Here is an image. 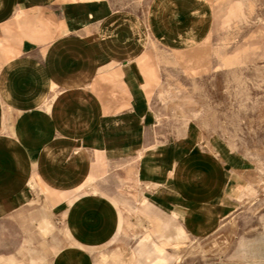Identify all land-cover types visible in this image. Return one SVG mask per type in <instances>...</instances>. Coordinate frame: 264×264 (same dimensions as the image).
<instances>
[{
  "label": "crops",
  "instance_id": "crops-1",
  "mask_svg": "<svg viewBox=\"0 0 264 264\" xmlns=\"http://www.w3.org/2000/svg\"><path fill=\"white\" fill-rule=\"evenodd\" d=\"M181 3L0 0V264H149L238 209L252 162L153 103Z\"/></svg>",
  "mask_w": 264,
  "mask_h": 264
},
{
  "label": "rangeland",
  "instance_id": "rangeland-1",
  "mask_svg": "<svg viewBox=\"0 0 264 264\" xmlns=\"http://www.w3.org/2000/svg\"><path fill=\"white\" fill-rule=\"evenodd\" d=\"M181 8L191 13L174 25L176 45L150 41L165 47L153 103L180 115L182 127L193 121L221 134L252 162L253 185L212 234L193 237L170 222L164 239L151 231L150 247L130 255L143 251L156 264V242L164 264H264V0H182Z\"/></svg>",
  "mask_w": 264,
  "mask_h": 264
},
{
  "label": "bare ground",
  "instance_id": "bare-ground-1",
  "mask_svg": "<svg viewBox=\"0 0 264 264\" xmlns=\"http://www.w3.org/2000/svg\"><path fill=\"white\" fill-rule=\"evenodd\" d=\"M191 169V168H190ZM191 171V170H190ZM205 179V178H204ZM213 179H215V178H213ZM218 181V180H217ZM222 181V180H221ZM207 185V184H206ZM222 186V185H221ZM167 188V187H166ZM187 188H188V186H187ZM169 190V189H168ZM219 190V189H218ZM166 191V190H165ZM196 196V195H195ZM206 199V198H205ZM176 205V204H175ZM218 205V204H217ZM177 206V205H176ZM175 207V206H174ZM219 210V209H218ZM180 214V213H179ZM182 215V214H181ZM183 217H184V215H182ZM197 241V240H196ZM160 251H163L164 249H162V248H160L159 249Z\"/></svg>",
  "mask_w": 264,
  "mask_h": 264
}]
</instances>
